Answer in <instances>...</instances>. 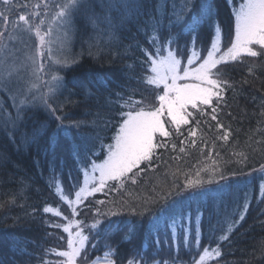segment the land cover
<instances>
[{
    "label": "trees",
    "instance_id": "obj_1",
    "mask_svg": "<svg viewBox=\"0 0 264 264\" xmlns=\"http://www.w3.org/2000/svg\"><path fill=\"white\" fill-rule=\"evenodd\" d=\"M27 2L36 4L40 0H27ZM124 2L135 10L124 18L123 3L121 0H112L115 7L110 14L116 27L111 39L102 19L99 26L93 28L84 13L74 17L73 32L61 52L63 57L67 56L74 62L60 70V76L64 78L66 87L49 101L58 107L62 105V111L57 115L66 117L63 120V127L58 128L61 122L38 102L27 104L24 107L23 120L17 121L16 126L13 127L10 123H6L7 114L13 119L16 117L12 100L8 94L0 93V110H3L0 111V117H4L0 119V205H3L0 207V257L5 259L6 264H12L13 260L15 264H45V261L48 264L50 259L58 256L56 252L60 250L59 244L65 241L64 238H60L62 234L64 236V232L58 223L60 219H64L65 213L72 212V208L57 192L56 182L59 181L63 192L70 195V192L83 180V166L89 165L92 160L96 163L100 162L106 156V149L100 150V142L93 141L88 146L96 150L97 155L78 164L70 148L77 142L83 144L84 137L96 135L98 129L93 127L92 121L98 110L103 115L111 117L112 121L108 128L99 130L103 143L106 145L114 141L113 137L120 123L117 116L120 109L118 106L104 107L109 95L113 100L117 92H123L126 97L134 95L137 100L143 95H147L149 100L152 98V89L155 86L146 89L143 83H137L146 75H151L150 61L142 51L145 48L152 51L148 42L151 29L146 22L154 16L159 18L160 12H170L171 0H167V3L165 0H124ZM179 2L180 0H177V3ZM104 3L107 7L108 0H104ZM91 4L101 17L106 15L101 9V0H91ZM0 8L3 10L2 6ZM214 9L217 13L215 20L219 22L221 28H224L223 32L228 33L226 28H229L228 24L232 21L231 5L228 0H214ZM13 15L14 13L11 14L12 17ZM122 18H124L123 23H121ZM164 23L167 25V19ZM101 30H104L103 33ZM172 31L176 33L181 29L174 28ZM212 31L210 25L206 24L202 27L196 50L208 46ZM164 32L167 34V27ZM191 39V35L180 36L179 56L187 58L191 54L193 50ZM245 74L246 69L243 65L230 66L231 80L240 81L241 76ZM74 81H83L85 84L88 81H103L107 84V90L100 87L98 91L97 87L91 85L86 88L74 87ZM260 87L262 85L257 81L251 85H244L243 92L238 90L234 94L230 90L225 94L231 105L228 111H231L236 119L222 117V122L226 125L231 124L237 144L220 149L221 157L217 158L213 151L212 157L206 158L204 153L208 148H204L202 153L199 147L192 148L187 144L186 153H179V140L184 137H175L173 142L178 145L176 151L165 152L163 149H158V153L162 154V160L154 161L158 167L155 171L147 173V179H142L137 185L128 184L119 192L109 191L106 188L104 192L96 194L92 202H83L79 207L77 220L85 224L92 222L94 210L97 208L101 212L111 209L119 213L110 216L101 225L102 232L107 228L109 220L119 223L124 229L111 234L107 239V243L117 249L118 254L114 257L117 264H127L128 259L141 248L151 258L149 245L156 239L155 235L148 234L147 219L141 221L138 216L130 215L126 210L120 211L119 202L138 203L140 198L155 196L173 181L182 185L186 178L195 179L198 169L211 166L213 159L218 160L220 167L237 172L236 176L231 177L230 188L220 195L212 192L208 197H190L185 194L177 198L186 207L190 206L193 213L197 207L203 210L199 246L194 243L190 246H181L177 253V241H171V248L168 243H164L159 246L162 250L157 259L176 258L177 264H196L204 248L207 247L212 252L219 243L222 255L218 258L213 255L210 264H264V202L261 201V196H264V192L261 191L264 186V174L259 171L261 165H264V135L256 131L258 128H264V117L259 115L258 107L261 94L256 91ZM251 95H255L257 101L253 102L250 99ZM23 98V95H20L19 99L17 97L16 103L18 104ZM73 122H82V126L78 129L72 127ZM211 123L214 129L215 122ZM186 127L182 126V130ZM206 129L207 126H205V138L211 137L213 133L207 132ZM37 130H43L46 134L38 137L33 143V132ZM48 137H55L58 141L55 145L54 164V157L51 155L53 149L48 143ZM196 139L199 145V133ZM229 145H232V138ZM241 151L248 157L243 162H241L242 157L232 155L233 152ZM174 156L180 158L172 159ZM164 161L167 163L165 164ZM201 176L206 178L204 172H201ZM112 184L115 182H109V185ZM13 196L15 203H10ZM245 197L249 206L244 220L240 221L239 217L244 212ZM100 200L105 203L97 204L96 202ZM217 204H220L219 208ZM45 207L51 208L52 211L45 213L43 211ZM57 212L61 215H56ZM126 221L138 224L130 242L122 239L127 232V228L124 227ZM233 221H238V226L233 227L227 241L220 242V238L228 233L229 225H232ZM56 225L60 226L56 227ZM213 229L216 231L213 232ZM84 234L89 235L88 246L85 249L88 252V260L103 256L107 251L103 236L90 234L88 228H84ZM17 241L19 243H16ZM14 244L15 249H13ZM92 244L97 245L95 249L91 247ZM20 248H25L26 252L21 254ZM27 253L32 255L29 256Z\"/></svg>",
    "mask_w": 264,
    "mask_h": 264
},
{
    "label": "snow or ice",
    "instance_id": "obj_2",
    "mask_svg": "<svg viewBox=\"0 0 264 264\" xmlns=\"http://www.w3.org/2000/svg\"><path fill=\"white\" fill-rule=\"evenodd\" d=\"M121 2L125 10L124 18H126L127 14L135 9L124 0ZM228 2L231 5L232 27L227 34L215 20L217 13L214 9V0H180L179 3L177 0H171L170 12H160L159 18L154 16L146 22V25L151 29L148 42L152 51L147 48L142 51L150 61L151 75H146L137 83H143L146 89L150 86L159 88L163 85L162 93L156 92L155 88L152 89L151 100L147 95H143L139 100L135 99L134 95L126 97L123 92L115 93L114 100L109 95L105 100L104 107L118 106L120 109L117 113L120 123L118 131L113 137L114 143L105 145L103 138L99 135L100 129L108 128L111 125V117L103 115L100 110L95 113L92 125L98 129L96 135L84 137L83 144L75 143L70 151L77 163L82 164L85 159H91L97 155V151L90 149L88 145L93 141H99L100 150L106 149L107 151V158L100 164L92 160L89 165L83 166V186H80L75 192V200L69 199L63 192L60 182H56V190L72 208L73 217L79 215L74 205L83 203V200L88 196L104 192L106 188L109 191L119 192L128 184L137 185L142 179H147V173L155 171L158 167L154 161L162 160V154L158 153V149H163L165 152L176 151L178 145L173 142L175 137H184L179 140V153H186L185 145L187 144L192 148L199 147L202 153L204 148H208V151L204 153L206 158H211L213 151L219 158L221 157L220 149L236 145L237 141L234 138L231 124L226 125L222 122V117L236 119L232 112L228 111L231 107L225 95L228 91L231 90L234 94L238 90L243 92L244 85H251L259 81L262 85L256 89L261 94L258 104L259 115L264 117V0H240L239 3L237 0H228ZM0 6L3 7V10H0V93L9 95L12 107L16 111L15 119L10 114L6 115V123L15 127L16 122L22 121L24 118V107L29 103L39 101L56 120L61 122L58 128L63 127V120L66 117L57 115L62 111V105L58 107L49 102L66 87L64 78L58 73H53L51 81L46 83L48 87L46 94L32 96L30 101L26 95L20 99L18 104L16 103L17 97L12 91V76L19 74V66L15 64L18 50L10 42L19 41L22 43L20 34L34 31L35 36L39 39L36 56L43 57L46 45L50 43L46 37L52 33V24H56L63 30L64 43L66 44L73 19L80 13L87 16L93 28H97L102 19L106 25L109 39H111L116 25H114L110 13L115 4L112 3V0H108L106 7L104 0H101V9L106 13L103 17L95 12L91 0H57L54 4L49 0H40L36 4H29L27 0H23V2L0 0ZM20 9H24V11H20ZM13 11L19 13L15 18L11 16ZM157 11L159 12L160 9L158 8ZM45 16H51L52 23L48 25L47 31L42 33L41 26L46 23L43 18ZM124 18L121 23L124 22ZM37 19H39L38 23ZM165 19L168 21L167 25L164 23ZM206 24L210 25L213 31L209 36L208 46L197 51L196 45L201 38V29ZM165 27H167V34L164 32ZM174 28H179L181 31L174 33L172 31ZM103 31L101 30L102 33ZM182 35H191L193 48L191 54L187 56L183 68H181V59L178 58L179 39ZM47 52L51 56L52 48L47 47ZM201 53L206 54L202 55ZM28 59L35 64V58L28 57ZM72 62L74 60L70 61L67 56L54 60V64L60 66V70L68 67ZM234 64L243 65L246 69V74L241 76L240 81H233L229 78L230 66ZM38 70H43V64ZM73 83L74 87L86 88L91 85L97 87L98 91L100 87L107 90V84L103 81H88L87 84L83 81H74ZM250 99L253 102L257 101L255 95H251ZM3 118L0 117V119ZM211 122H215L214 129ZM81 126L82 122H73L72 124V127L77 129ZM182 126L187 127L182 130ZM205 126H207V132L213 133L211 137L205 138ZM185 131L187 132L186 136ZM256 131L264 135V128H258ZM198 133L200 134L199 145L196 139ZM45 134L43 130L34 131L32 142L35 143L38 137ZM230 138H232V145H229ZM218 142L222 143L218 144ZM48 143L53 149L51 155L54 157V164L55 145L58 141L55 137H48ZM232 155L242 157L241 162L248 158L242 151L233 152ZM179 158L172 157V159ZM164 163L166 164L167 161ZM259 171L264 174V165H261ZM97 172L98 176L95 175ZM201 172L205 173L206 178L201 176ZM236 175V171L220 167L218 160L213 159L211 166L198 169L195 173L196 178H186L182 185L173 181L171 185L161 189L155 196L140 198L138 203L120 201L118 204L120 211L126 210L130 215L138 216L141 221L147 219L148 234L156 237L149 245L151 258L141 248L132 258L128 259L127 264H177L176 258L157 259L162 250L159 246L168 243L171 248V241H177V253L181 246H190L193 243L199 246L203 216V210L200 207H197L193 213L190 206L186 207L177 198L185 194L190 197H208L212 192H216L218 195L223 194L230 188L231 177ZM109 181H113L115 184L109 185ZM261 191L264 192V186ZM261 201L264 202V196H261ZM10 203H15V196L11 198ZM96 203L103 205L105 201L100 200ZM220 203L222 204V201ZM2 206L0 205V207ZM219 206L220 204H217V208ZM248 206L249 202L245 197L244 212L239 217L240 221L244 220ZM43 211L48 213L52 209L45 207ZM118 214L111 209L101 212L97 208L94 210L93 220L90 224H85L80 220H70L67 225L63 226V231L68 234L67 250L56 252V255L65 258L61 264H77L81 258L83 264H88V252L85 248L89 241V235L84 234V228H88L90 234L102 235L105 239L107 251L103 257V264H117V260L114 259L118 254L117 249L107 243V239L111 234L124 229L119 223L109 220L107 228L102 232L101 225L110 216ZM56 215H61V213L57 212ZM238 224V221H233V224L229 225L228 233L220 238V242L227 241L233 227ZM59 226L56 225V227ZM73 227L76 229L75 232L72 230ZM124 227L127 228V232L122 239L130 242L137 231L138 224L126 221ZM215 231L216 229H213V232ZM96 246V244L91 245L93 249ZM13 249H15V244ZM19 251L24 254L26 249L20 248ZM27 255L31 256L32 254L27 253ZM213 255L217 258L222 255L219 243L212 252L207 247L204 248L203 254L199 256L196 264H206V261ZM0 264H6L2 257H0ZM12 264H15L14 260ZM91 264H101V259H94Z\"/></svg>",
    "mask_w": 264,
    "mask_h": 264
},
{
    "label": "rangeland",
    "instance_id": "obj_3",
    "mask_svg": "<svg viewBox=\"0 0 264 264\" xmlns=\"http://www.w3.org/2000/svg\"><path fill=\"white\" fill-rule=\"evenodd\" d=\"M50 3L54 4L57 2V0H49ZM240 0H237V3H239ZM29 3V2H28ZM39 3V2H38ZM1 10V8H0ZM20 11H24V9H20ZM12 18H15L19 13L17 11H13L11 14H13ZM46 21V23L44 25L41 26V32H45L47 31L48 25L52 23L51 21V16H45L43 17ZM74 21V19H73ZM37 23L39 22V19H37L36 21ZM231 24L229 28H226V32H229V30L232 27V21L230 22ZM73 28L74 25L72 23V27H71V31L67 37V40L70 39V35L71 32H73ZM52 33L50 36L46 37V40L50 41V43L48 45H46L45 48V55L43 57H38L36 56V51L37 48L39 46V39L35 36L34 31L32 33H21L20 34V39L22 41L19 42H10V44L17 49L18 51L16 52V60H15V64L19 66V74L17 75H13L12 76V80H13V84H12V91L13 94L18 97L20 95H23L24 97L27 95V97L30 99L32 96H41L43 94H46L48 92V87L46 86L47 82L51 81V76L53 73H58L59 75H61L60 72V66L54 64V60L57 58H62V51L65 47V37H64V33L63 30L60 29L56 24H52ZM224 29V28H222ZM227 34V33H226ZM47 47H51L52 48V54L51 56H49L48 52H47ZM58 49H60L58 51ZM193 51V50H192ZM199 51V50H197ZM167 54V53H166ZM165 54V55H166ZM206 54V53H201ZM28 57H33L35 58V64H33L32 60L28 59ZM178 58L181 59V68H183V66L186 64V60L187 58H184L182 56L178 55ZM10 63L12 62L11 60L9 61ZM198 63V62H197ZM43 64V70H38L40 65ZM195 66V65H193ZM182 82V81H181ZM33 85H35V87H33ZM163 90V85H161L159 88H155L156 92H160L162 93ZM19 94V95H18ZM152 99V98H151ZM150 99V100H151ZM38 103H41L39 101H37ZM158 100L156 101V104L158 106ZM42 104V103H41ZM114 143V141L112 142ZM107 158V154L104 157V159L100 162H97V164L102 163L105 159ZM96 176L99 175V173H95ZM84 180V177H83ZM83 180H81L82 182L73 190L70 192V195L67 194L68 198L71 200H75V192L78 191L80 186H83ZM111 182V181H109ZM108 182V183H109ZM99 192L95 193L92 196H88L86 199L83 200V202H92V200L94 199V196L96 194H98ZM64 202H67L66 200L62 199ZM83 203L79 204V205H74L78 212H79V207L82 205ZM67 217L68 219H60V222L58 224H60L63 228V226L67 225L69 223L70 220H77V216L73 217L72 216V212L69 213H65L64 214V218ZM73 232H75V227H73ZM64 232V231H63ZM67 233L64 232V236L63 234L61 235V239L64 238V242L62 241L60 246V250L59 251H66L67 250ZM87 244H86V248H87ZM85 248V249H86ZM203 254V252L201 253V255ZM103 256L98 257L101 259V264H103ZM212 256L206 261V264H210L212 261ZM65 258L57 256V257H53L52 259H50L48 264H61V262L64 260ZM97 259V258H96ZM52 261V262H51ZM92 260H88V264H91ZM77 264H83L82 259L77 261Z\"/></svg>",
    "mask_w": 264,
    "mask_h": 264
}]
</instances>
